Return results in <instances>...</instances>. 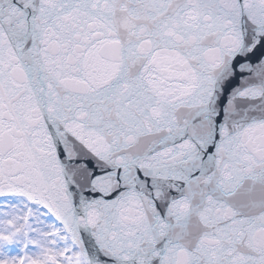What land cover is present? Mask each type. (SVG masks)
Instances as JSON below:
<instances>
[{
  "label": "snow or ice",
  "instance_id": "6c2138e0",
  "mask_svg": "<svg viewBox=\"0 0 264 264\" xmlns=\"http://www.w3.org/2000/svg\"><path fill=\"white\" fill-rule=\"evenodd\" d=\"M0 264H264V0H0Z\"/></svg>",
  "mask_w": 264,
  "mask_h": 264
}]
</instances>
